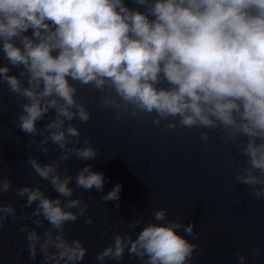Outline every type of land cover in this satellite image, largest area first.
Returning <instances> with one entry per match:
<instances>
[{
	"label": "clouds",
	"instance_id": "1",
	"mask_svg": "<svg viewBox=\"0 0 264 264\" xmlns=\"http://www.w3.org/2000/svg\"><path fill=\"white\" fill-rule=\"evenodd\" d=\"M0 0V52L7 64L0 66V84H7L21 109L15 123L47 155L46 145H57L60 155L41 164L29 156L31 169L58 193L49 198L40 187L22 186L16 195L25 207L36 205L31 216L17 217L11 203H0V229L9 218L31 220L37 227L50 225L43 236L29 225V257L37 250L45 264H80L87 255L83 241L69 240L65 225L85 216L88 204L73 198L76 188L103 192L105 178L85 164L73 178L60 164L71 156L95 160L98 149L84 138L72 121L87 123L91 113L78 100L79 85L101 93L100 105L124 116L155 114L154 125L166 129L220 128L225 144H237L247 167L234 173L257 200H264V0ZM32 35H26L29 30ZM19 42V43H17ZM18 69V75L10 74ZM166 85V86H164ZM23 101V102H21ZM54 112V118L37 123ZM244 140L240 142V138ZM201 141L210 137L200 132ZM13 188L8 176L0 177V197ZM122 185H115L102 201H119ZM63 198V202L61 200ZM119 208V204L115 205ZM75 210V211H73ZM42 217V219H41ZM155 221L132 235L114 236L113 243L95 259L121 261L125 251L142 264H192L199 245L184 233L198 237L195 225L168 219L167 209L153 212ZM86 224L93 223L87 217ZM143 218L128 223L135 230ZM258 253L253 255L255 259ZM238 264L247 257L238 254Z\"/></svg>",
	"mask_w": 264,
	"mask_h": 264
},
{
	"label": "water",
	"instance_id": "2",
	"mask_svg": "<svg viewBox=\"0 0 264 264\" xmlns=\"http://www.w3.org/2000/svg\"><path fill=\"white\" fill-rule=\"evenodd\" d=\"M153 115L132 117L168 219L195 225V239L180 230L199 245L192 264H238V254L247 257L246 264H264V200L234 179L236 170L248 166L239 142L225 144L220 128H181L178 135L165 127L175 121L157 126ZM202 131L209 134L207 142L200 139Z\"/></svg>",
	"mask_w": 264,
	"mask_h": 264
}]
</instances>
